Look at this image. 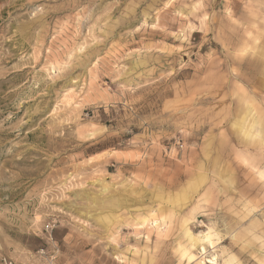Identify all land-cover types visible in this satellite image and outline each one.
<instances>
[{
  "label": "rangeland",
  "instance_id": "1",
  "mask_svg": "<svg viewBox=\"0 0 264 264\" xmlns=\"http://www.w3.org/2000/svg\"><path fill=\"white\" fill-rule=\"evenodd\" d=\"M3 259L264 264V0H0Z\"/></svg>",
  "mask_w": 264,
  "mask_h": 264
},
{
  "label": "built area",
  "instance_id": "2",
  "mask_svg": "<svg viewBox=\"0 0 264 264\" xmlns=\"http://www.w3.org/2000/svg\"><path fill=\"white\" fill-rule=\"evenodd\" d=\"M2 264H12L10 261L6 260V259H3L2 260Z\"/></svg>",
  "mask_w": 264,
  "mask_h": 264
},
{
  "label": "bare ground",
  "instance_id": "3",
  "mask_svg": "<svg viewBox=\"0 0 264 264\" xmlns=\"http://www.w3.org/2000/svg\"><path fill=\"white\" fill-rule=\"evenodd\" d=\"M192 28V27H191Z\"/></svg>",
  "mask_w": 264,
  "mask_h": 264
}]
</instances>
